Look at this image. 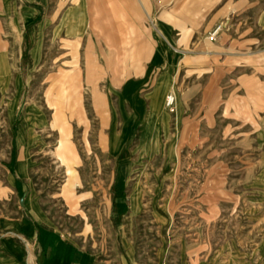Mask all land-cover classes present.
Wrapping results in <instances>:
<instances>
[{
    "label": "rangeland",
    "instance_id": "374dc122",
    "mask_svg": "<svg viewBox=\"0 0 264 264\" xmlns=\"http://www.w3.org/2000/svg\"><path fill=\"white\" fill-rule=\"evenodd\" d=\"M225 15L214 27L202 29L201 42L181 44L186 52L176 70L177 90L164 94L173 82L170 75L160 81L148 111L138 98L144 127L140 133L138 124H131L119 154L108 145L111 107H116V132L124 128L119 150L128 116L107 87L144 72L151 59L99 58L91 36L87 43L69 40L61 47L21 42L12 27L0 26V54L7 66L0 72V238L31 247L21 233L30 204L51 227L107 261L128 237L138 259L150 264L161 253L172 259L180 254L192 264H264V0L230 5ZM92 30L106 38L118 28ZM73 72L81 86L76 103L61 93L64 86L66 94L72 91ZM95 87L107 94L108 103L100 108ZM170 93L178 103L172 110L163 104ZM53 103L79 148L76 170L84 186L72 187V202L63 195L66 167L50 155L58 141L50 126ZM177 105L179 121L174 118ZM126 157L131 171L120 190L129 202L136 198L139 210L131 219L125 218L127 208L117 213L112 199ZM21 161L28 163L25 173ZM93 182V193L107 202L89 196L76 202L72 196Z\"/></svg>",
    "mask_w": 264,
    "mask_h": 264
},
{
    "label": "crops",
    "instance_id": "0c3cea01",
    "mask_svg": "<svg viewBox=\"0 0 264 264\" xmlns=\"http://www.w3.org/2000/svg\"><path fill=\"white\" fill-rule=\"evenodd\" d=\"M243 3L244 0H209L206 4L205 0H0V26L12 27L21 42H56L61 47L69 40L87 43L90 41L88 37L91 36V42L98 44L99 58L151 59V65L144 72L128 78L121 86L111 83L107 87L108 95L110 93L117 96L120 111L123 104L128 116L125 121L128 132L119 150L117 146L112 147V132L117 116L116 107H111L113 124L108 145L112 154H119L131 134V124L137 123L140 133L144 127L141 121L142 112L137 106L138 98L145 102V110L148 111L157 89L162 84L160 81L166 79L163 77L171 75L173 81L172 85L163 88L164 94L179 88L176 70L179 60L186 52L181 49V44L201 42L199 34L203 28L214 27L226 16L230 5L239 8L243 7ZM115 26L118 30L109 32L106 38L105 35L97 36L95 30H92L96 27ZM149 26L154 28L150 35ZM106 43H112L113 46L108 47ZM1 55L5 58L4 54ZM169 59L172 62L168 61ZM92 64L93 61L88 56V79L94 76L91 71ZM74 69L80 74L77 66H74ZM157 69L159 72L153 76ZM93 97L97 108L108 103L107 94H99L97 87L93 89ZM164 105L166 107V104ZM174 111V118L179 121L182 116L181 107L177 105ZM172 118L171 115L168 119L169 132ZM162 130L165 132L164 128ZM123 131L124 128L116 133L122 136ZM141 147L143 149L142 145ZM127 159L126 157L117 170L119 188L114 191L112 199L117 213H123L127 208L129 215L125 218L131 219L139 216L136 198L133 197L129 202L120 190L125 189L131 171ZM75 182L76 187L84 186L77 180ZM95 187L93 182L89 190H80L78 195L72 197L79 203L81 200H87V196L90 201L107 202V197L93 193ZM28 209L29 214L22 223L25 229L22 228L24 232L21 233L30 240L31 247L0 238V264H150L138 259V254L128 237L123 239L122 246H119L113 259L107 261L96 251L78 245L51 227L40 214L33 212L30 204ZM155 218L164 219L157 214ZM125 231H128V228L124 230L127 234ZM159 257V261L153 264H192L180 254L175 259L169 258L166 253L159 254Z\"/></svg>",
    "mask_w": 264,
    "mask_h": 264
},
{
    "label": "bare ground",
    "instance_id": "6f19581e",
    "mask_svg": "<svg viewBox=\"0 0 264 264\" xmlns=\"http://www.w3.org/2000/svg\"><path fill=\"white\" fill-rule=\"evenodd\" d=\"M4 58L2 59L0 57V72L5 70L7 66ZM7 72V71H6ZM2 76V75H1ZM79 76L73 72L72 74V91L69 92V94H66L65 86L62 88V92L68 99H72L78 101L81 95V91L79 90L80 84H79ZM124 102V101H123ZM8 105V104H7ZM53 108L55 109L54 115H53V122L50 123L52 131L58 132V141L56 143L55 149L50 154L52 157L56 158L58 160L59 164L65 165L66 172L68 175V182L63 187V195L65 198L68 199L69 202H72V199L70 198L72 193V187L75 185V181L79 179L78 171L76 170V165H79V152L78 149L73 142L71 135H72V127L69 126V122L65 120V115L63 114L62 110L58 107V104H52ZM8 107V106H7ZM111 111V110H110ZM30 118V116H29ZM114 118V117H113ZM45 119V118H44ZM43 123H45V120H43ZM113 124V123H112ZM115 124V123H114ZM47 125V124H46ZM49 125V124H48ZM113 138H112V147L117 146V139L118 134L116 133L115 128L113 129ZM142 138V136H141ZM114 150V149H113ZM112 150V151H113ZM51 152V151H50ZM22 160V159H21ZM26 164H28L26 161L20 162V172H24L26 170Z\"/></svg>",
    "mask_w": 264,
    "mask_h": 264
},
{
    "label": "built area",
    "instance_id": "2783aa9c",
    "mask_svg": "<svg viewBox=\"0 0 264 264\" xmlns=\"http://www.w3.org/2000/svg\"><path fill=\"white\" fill-rule=\"evenodd\" d=\"M219 27L213 32V36L219 31ZM166 107L169 109H173L177 103V97L174 93H170L167 97H166Z\"/></svg>",
    "mask_w": 264,
    "mask_h": 264
}]
</instances>
